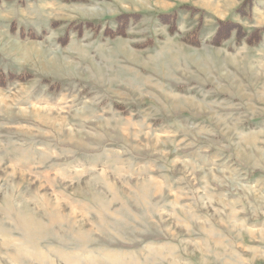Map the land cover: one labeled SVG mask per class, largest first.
<instances>
[{"label": "rangeland", "instance_id": "374dc122", "mask_svg": "<svg viewBox=\"0 0 264 264\" xmlns=\"http://www.w3.org/2000/svg\"><path fill=\"white\" fill-rule=\"evenodd\" d=\"M242 1L0 0V264H264V34L209 42Z\"/></svg>", "mask_w": 264, "mask_h": 264}, {"label": "trees", "instance_id": "16d2710c", "mask_svg": "<svg viewBox=\"0 0 264 264\" xmlns=\"http://www.w3.org/2000/svg\"><path fill=\"white\" fill-rule=\"evenodd\" d=\"M252 2L253 0H243L235 8L234 13L242 18H250ZM160 17H161L160 18L161 21L165 23H169L170 27H175V20H176L175 11L171 13L161 14ZM134 20L135 18L133 13L121 14L117 16L116 21L119 25L117 34L118 32L123 31L121 29ZM215 24H216L215 26L216 28L209 42L216 46H220L225 40H227L231 36L234 37L236 43H239L240 41H244L248 44H256L261 40L262 35L264 34V28L256 27L248 31L240 23L232 20L231 18L216 19ZM200 28L201 26L197 25L188 34H186L185 41L190 43L191 45H198L200 41L199 40ZM10 75L12 74H9L7 78H4L3 75H1L0 83H4L5 80L12 79Z\"/></svg>", "mask_w": 264, "mask_h": 264}, {"label": "crops", "instance_id": "0c3cea01", "mask_svg": "<svg viewBox=\"0 0 264 264\" xmlns=\"http://www.w3.org/2000/svg\"><path fill=\"white\" fill-rule=\"evenodd\" d=\"M235 9V8H234ZM217 19H220V18H217ZM224 19H226V18H224ZM233 20V19H232ZM237 22V21H236Z\"/></svg>", "mask_w": 264, "mask_h": 264}, {"label": "bare ground", "instance_id": "6f19581e", "mask_svg": "<svg viewBox=\"0 0 264 264\" xmlns=\"http://www.w3.org/2000/svg\"><path fill=\"white\" fill-rule=\"evenodd\" d=\"M33 106V105H32ZM36 109V108H35ZM39 111V110H38ZM37 114V113H36Z\"/></svg>", "mask_w": 264, "mask_h": 264}]
</instances>
